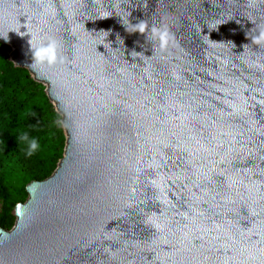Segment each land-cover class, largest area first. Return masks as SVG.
<instances>
[{
    "label": "water",
    "instance_id": "obj_1",
    "mask_svg": "<svg viewBox=\"0 0 264 264\" xmlns=\"http://www.w3.org/2000/svg\"><path fill=\"white\" fill-rule=\"evenodd\" d=\"M27 30L62 63L32 64ZM262 32L264 0H0V42L66 137L0 264H264Z\"/></svg>",
    "mask_w": 264,
    "mask_h": 264
},
{
    "label": "trees",
    "instance_id": "obj_2",
    "mask_svg": "<svg viewBox=\"0 0 264 264\" xmlns=\"http://www.w3.org/2000/svg\"><path fill=\"white\" fill-rule=\"evenodd\" d=\"M11 47L0 42V228L11 230L14 209L26 201V186L50 177L64 154L62 117L46 87L11 60ZM27 134L39 147L26 155Z\"/></svg>",
    "mask_w": 264,
    "mask_h": 264
},
{
    "label": "clouds",
    "instance_id": "obj_3",
    "mask_svg": "<svg viewBox=\"0 0 264 264\" xmlns=\"http://www.w3.org/2000/svg\"><path fill=\"white\" fill-rule=\"evenodd\" d=\"M46 12L50 16L55 14L54 9L51 7H47ZM129 24L131 25V31H129L128 27L125 25L126 30L128 32L130 33L139 32L141 34H145L146 39L150 40L155 45H157L162 52L167 50L169 44L172 41V35L169 32L167 26H161V27L152 26L151 28H149L147 22L144 20H141L140 22L135 24H132L129 21ZM17 33L20 34V32ZM27 33L30 34L29 44L32 55V64L54 68L58 64L62 63V57L59 53L60 45L58 41H56L53 38H49L46 42H41L37 44L33 42L35 39L33 34L31 32H28V30ZM0 37L7 40L8 33L6 36L0 35ZM254 42L256 44H260L261 42H264V32L260 33ZM173 75L174 78H178L175 73ZM18 139L27 142L28 147H27L26 155L28 156L33 155V153L39 147L37 140L36 139L29 140V137L26 133L21 135Z\"/></svg>",
    "mask_w": 264,
    "mask_h": 264
}]
</instances>
